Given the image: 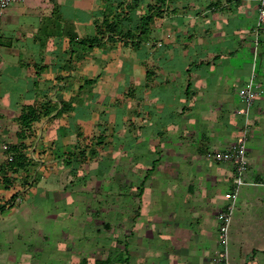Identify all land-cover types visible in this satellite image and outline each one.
I'll list each match as a JSON object with an SVG mask.
<instances>
[{
  "label": "crops",
  "instance_id": "crops-1",
  "mask_svg": "<svg viewBox=\"0 0 264 264\" xmlns=\"http://www.w3.org/2000/svg\"><path fill=\"white\" fill-rule=\"evenodd\" d=\"M142 1L133 10L127 8L131 0H24L4 14L1 137L11 143L15 161L8 164L0 154V264L17 260L3 251L19 226L7 222L21 211L37 209H20L17 196L31 203L55 202L51 209H37L47 220L38 223L37 232L50 259L73 264L83 256L75 252L73 225L62 233L56 226L59 221L60 227L67 225L76 211L83 214L76 204L81 191L102 195L90 183L110 170L114 185L108 193L113 218L120 222L115 233L133 237L126 243L130 247L114 241L130 249L128 264H221L219 234L212 235L213 220L201 204L217 202L218 187L234 183V167L213 158L242 132L239 90L250 78L261 88L250 111L249 169L241 187L262 194L256 200L261 228L252 227L245 215L255 200L243 197L230 263L264 264V24L257 29L259 0H164L163 15L139 35L137 19L148 5H157V0ZM111 23L114 36L108 40L106 25ZM14 26L19 30L13 35ZM23 114L34 119L23 122ZM74 160L80 167L76 176ZM88 162L95 171L85 166ZM156 177L161 182L157 195ZM80 180L83 186L77 188ZM146 194L147 205L133 202ZM192 200L196 205L185 206ZM80 226L84 236L87 227ZM253 234L257 240L252 241ZM28 257L19 263L26 264Z\"/></svg>",
  "mask_w": 264,
  "mask_h": 264
},
{
  "label": "rangeland",
  "instance_id": "rangeland-1",
  "mask_svg": "<svg viewBox=\"0 0 264 264\" xmlns=\"http://www.w3.org/2000/svg\"><path fill=\"white\" fill-rule=\"evenodd\" d=\"M2 21H3V18H2ZM2 21H1V24H2ZM18 30H19L18 26H14V27H11L10 32L11 34L13 33L14 35V33H16ZM1 34H3V36L7 34L5 33L4 29L2 30V27H1ZM1 42L3 45L5 44L4 43L5 41H1ZM250 80L251 78L248 81ZM77 162L79 161H75V165H74V171L77 170L76 172H74V176H76L80 172L78 170L80 167H78ZM92 165L93 164L91 162L90 163L88 162L85 164L87 168L89 166V168L91 169L93 168ZM95 169L96 168H93L92 170L95 171ZM82 171L85 172V169H82ZM106 173H107V176L103 175L102 177H100L99 181L90 183L94 187L91 190H94V189L98 191L101 190L100 192L102 193V195L101 194L94 195V193H97V191L95 192L89 191V193H87L88 191L86 192L81 191L82 195L79 194L80 195L79 198L77 199L75 198V199L77 202H79L76 204L78 205V208H81L80 211H82L83 214L76 211L78 214L75 213L73 215V219L67 221L66 223L67 225H62L60 227V221L57 223L56 227L59 233H62L63 231H65V229L69 231V229L65 227L67 226L69 227L70 223L73 225L74 242H75L74 246L78 247L75 250V252L80 251L79 253H82L83 256H87V259L86 257H83V256L76 258L73 264H109L108 262H106L108 258H109V261H111L110 264L115 263V261L116 262L119 261L120 263H123V264H128V260L130 259V252H129L130 249L129 248L121 249L118 246H115L114 244V241H117L120 244L122 243L125 246L129 245L130 247V243H128V245L126 243L130 240L129 238H131L132 235L130 236L126 234L122 235L120 234V232L119 234L118 232L115 233L116 229L119 231L118 226L120 222H119V219L116 220L113 218V206H112L113 197L109 196V193H108V192H111L110 194H112L113 185H114V175H113L112 170ZM83 176H84V173H83ZM153 180H154L153 183L155 185V194L157 195L159 192L158 189L161 186L160 177L158 178L156 177ZM80 181H79L80 184H77V188L78 186H80L79 188H82L81 186H83L84 182H82V180ZM134 187L136 188V185ZM193 187L196 189L195 184H193ZM234 188H235L234 183H230L229 185L221 184L218 187V190H219L218 194L221 195V197L218 198L219 200L213 203L203 201L201 204L202 205L201 208L204 210L206 215L210 216L213 220L212 235H217L220 229V222L218 219H216L215 212L222 211L225 208V205L223 203L226 201V193L228 191H232ZM251 188L252 187L244 186V187H241L238 191L239 195L238 197H236L235 208L232 214V220H231L229 234H228L229 251L233 244L232 241H233V230L235 226L234 224L235 218L238 216V214L240 215L243 210V208L241 210V200L243 197L244 198L246 197L247 199L255 200V203H253L252 205L250 204V209L248 208L249 211L245 215H247L246 219L247 221H249L248 223L251 224L252 227L257 228V229L261 228V222L258 221V217L260 220L262 210L259 206H257L256 200H257V197L262 196V194L260 191L253 190ZM139 189L140 187L138 188V190ZM138 196H139V193H138ZM151 198H153V195H151ZM141 200H142V204L147 205L148 203L147 201H150V195L146 194L144 197L140 196L139 198L138 197L134 198L133 202H139ZM123 202L129 205L127 200H123ZM54 205H55V202H53L52 199H45V200L34 199V202L31 203L29 200L23 201V198H22L21 205L19 207L20 209L21 208L24 209V208H27V207L29 208L32 206L33 208L39 209L41 208L40 206H44V207L49 206V209H51L50 207ZM187 205L192 206V205H196V203L194 202V200H192L189 204H185V206ZM87 207L90 210L95 208L96 213L93 211L91 212L87 211L88 210ZM98 208H100V210H98ZM37 209L34 210L33 212H29L28 214H23V212L21 211L20 215L18 214L16 215L14 222H12L11 220L7 222V224L9 225L12 224L13 226L16 224L19 225L15 229V232H13L15 235L13 234L11 236V240L4 243L3 251H6L7 254L13 255L17 259L13 262H11V260L10 261L6 260L8 264H20L19 263L20 258L26 255L29 256L26 260L25 258L23 260V261H26V264H65V262H62L59 260H52L49 258V256L51 255L50 249L49 247L46 246V242L40 239V235L37 232L38 223L42 225L44 222H47V220L42 215H39ZM197 221L198 219H196V223ZM79 222L81 224L80 226L81 228L87 227V231L86 229L84 231V236L82 235L81 230H79V227H78ZM196 223H195V227L197 226ZM255 233L257 234V232ZM83 237H85L84 240H83ZM49 239H54V238H49ZM251 239H253L252 241H254V240H257L258 238H256L255 234H253V238ZM82 248H85L84 251ZM14 257L11 259H14ZM104 257L106 259H102ZM240 258L241 257H239L236 261L237 262L240 261ZM21 264H25V262Z\"/></svg>",
  "mask_w": 264,
  "mask_h": 264
},
{
  "label": "built area",
  "instance_id": "built-area-1",
  "mask_svg": "<svg viewBox=\"0 0 264 264\" xmlns=\"http://www.w3.org/2000/svg\"><path fill=\"white\" fill-rule=\"evenodd\" d=\"M24 0H0V38H1V21L7 9L13 4L22 2ZM264 24V0H259L258 4V19L257 29ZM1 42H0V63L2 61ZM1 73V72H0ZM261 86L256 84L252 78L244 87L239 90V96L242 102V108L239 110L244 116L245 123L241 134L236 141L225 150L215 152L214 159L220 163H229L235 169L234 184L235 188L226 193V200L228 203L222 211L217 214V219L220 222V229L218 235V243L220 250L218 252V261L221 264L230 263V251L228 246V234L232 220V214L235 208V201L238 195L239 188L245 184V175L249 169L248 156V134L250 129L249 118L251 108L259 94ZM4 124L0 117V154H4L8 164L15 161V154L12 152V145L9 141L3 139ZM15 202L21 203V198L17 196ZM1 213V211H0Z\"/></svg>",
  "mask_w": 264,
  "mask_h": 264
},
{
  "label": "trees",
  "instance_id": "trees-1",
  "mask_svg": "<svg viewBox=\"0 0 264 264\" xmlns=\"http://www.w3.org/2000/svg\"><path fill=\"white\" fill-rule=\"evenodd\" d=\"M142 2H143L142 0H131V2L128 3L127 8L129 9V7H132V9L135 10L136 8L139 7V5ZM163 2L164 0H157V5L153 7L148 5L147 12L142 13L140 18L137 19L139 24L136 28L139 29V35L144 34L147 31V26L152 22V20L155 17H161L163 15V11H162ZM126 13L128 15L130 13V10H127ZM106 31H108L109 33L107 39L111 40L114 36V32H113L114 27L112 23L106 25ZM22 119H23V122H31L34 119V117H31V116L29 117L28 114H23ZM106 262H108L109 264L111 263V261H109V258L106 260Z\"/></svg>",
  "mask_w": 264,
  "mask_h": 264
}]
</instances>
